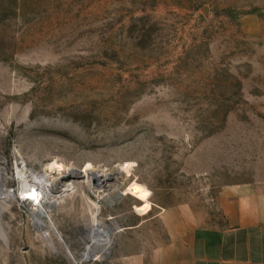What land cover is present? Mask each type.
Instances as JSON below:
<instances>
[{
  "label": "rangeland",
  "instance_id": "obj_1",
  "mask_svg": "<svg viewBox=\"0 0 264 264\" xmlns=\"http://www.w3.org/2000/svg\"><path fill=\"white\" fill-rule=\"evenodd\" d=\"M14 151L113 178L38 227ZM0 168V264H155L167 211L223 226L220 192L264 184V0H0Z\"/></svg>",
  "mask_w": 264,
  "mask_h": 264
},
{
  "label": "crops",
  "instance_id": "obj_2",
  "mask_svg": "<svg viewBox=\"0 0 264 264\" xmlns=\"http://www.w3.org/2000/svg\"><path fill=\"white\" fill-rule=\"evenodd\" d=\"M221 227L201 226L187 209L163 215L170 238L155 264H264V184L224 188L218 197Z\"/></svg>",
  "mask_w": 264,
  "mask_h": 264
},
{
  "label": "bare ground",
  "instance_id": "obj_3",
  "mask_svg": "<svg viewBox=\"0 0 264 264\" xmlns=\"http://www.w3.org/2000/svg\"><path fill=\"white\" fill-rule=\"evenodd\" d=\"M12 155H13V159L15 160L13 164L14 174L12 173V176H14V178L9 179L7 176V170L0 168V201L7 200L10 197L13 198V194L11 193V191L4 190L3 188V183L6 182L8 179L11 181L12 184L16 183L20 189L21 188L25 189L26 187H28V183H32V182L41 186V188L43 189V192L41 194L42 199L40 200L39 197L40 195H39L38 200H40V203L37 207H33L34 212H37V215H35L34 218H35V224L38 227L45 226L43 222L39 219V216L44 217L46 213H50L52 207L56 206L59 200L62 199L64 195H66L65 189H69V187L65 184L71 183L68 180L71 179L72 177L75 176L82 177L85 179L84 183L88 185H91L94 179H97L98 182L105 183L107 182V180H110V178H113L109 174H103L100 172L97 173L94 171L82 172L75 168L69 169L65 171V173L62 174L61 177L55 178L52 177L51 172L48 171L47 168H45L41 174L34 172L33 169L28 170L25 161H23V158H21V156L17 151H14ZM69 190H67V192ZM106 235L107 233H105L104 230L99 228L97 225L95 226L94 236H93L95 242L99 240H104V237ZM45 237L48 239L49 234L45 233ZM89 251L94 252V250L91 247ZM88 258L89 257L87 254L85 259Z\"/></svg>",
  "mask_w": 264,
  "mask_h": 264
},
{
  "label": "built area",
  "instance_id": "obj_4",
  "mask_svg": "<svg viewBox=\"0 0 264 264\" xmlns=\"http://www.w3.org/2000/svg\"><path fill=\"white\" fill-rule=\"evenodd\" d=\"M65 185H67L70 189V184H65ZM17 187L18 189L16 191H17L20 202L24 204H29L32 207H37L39 205L40 200L42 199L41 194L43 192V189L41 188V186L32 182V183H28V187H26L25 189H22V188L20 189L18 185ZM72 188L73 187H71V190ZM69 189H65L66 194L72 192V191L67 192V190ZM14 192L15 191H11L12 194H14ZM38 196L40 197V200H38L39 199Z\"/></svg>",
  "mask_w": 264,
  "mask_h": 264
}]
</instances>
